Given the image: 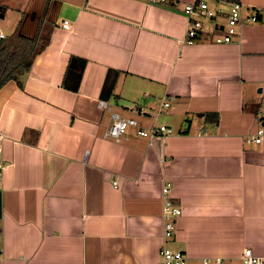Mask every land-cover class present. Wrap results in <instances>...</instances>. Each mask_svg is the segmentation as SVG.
Wrapping results in <instances>:
<instances>
[{
    "label": "crops",
    "instance_id": "1",
    "mask_svg": "<svg viewBox=\"0 0 264 264\" xmlns=\"http://www.w3.org/2000/svg\"><path fill=\"white\" fill-rule=\"evenodd\" d=\"M187 1H16L14 33L39 49L22 88L0 87V264H161L163 245L264 264V134L246 142L264 130V0H212L224 13L191 45ZM234 1L256 21L216 43ZM112 113L173 133L105 139ZM167 182L181 214L164 239Z\"/></svg>",
    "mask_w": 264,
    "mask_h": 264
},
{
    "label": "built area",
    "instance_id": "2",
    "mask_svg": "<svg viewBox=\"0 0 264 264\" xmlns=\"http://www.w3.org/2000/svg\"><path fill=\"white\" fill-rule=\"evenodd\" d=\"M152 3L165 0H149ZM182 13L186 19V29L184 37L181 40V44H193L198 40L202 28L203 22L206 20H216L220 17L224 10L216 7L211 8L204 0H192L183 3ZM256 16L251 14L244 16L242 13V6L239 2L229 3V7L226 12V17L224 23L222 24L223 34L215 36L213 38L216 43H227L230 42L232 37L238 35V30L244 22H255ZM217 28V25H215ZM62 27L65 29L69 28L68 21L62 22ZM5 35L0 33V38ZM99 107L104 108L105 104L102 101L98 103ZM169 101L165 98L161 103V108L168 107ZM111 123L108 129L103 133V138L118 140L120 136L125 133L127 128L135 127L136 133L148 139L153 140L155 137L168 136L173 133L172 129L165 125H152L148 128L140 127L134 118L121 117L116 113L111 114ZM262 124H264V118L262 119ZM264 134L263 128L257 129L254 135L246 139L247 143L259 144L261 142L262 136ZM116 185V182H113ZM170 183H165L161 188V196L163 199L162 205V217H163V238L167 239L172 237L175 228V219L181 214L180 207L173 204L170 197ZM160 262L161 264H185L186 256L182 251L173 250L165 245H163L159 250ZM242 264H263L260 257L252 255L249 249H245L241 255ZM201 264H221V259H210L203 258Z\"/></svg>",
    "mask_w": 264,
    "mask_h": 264
},
{
    "label": "trees",
    "instance_id": "3",
    "mask_svg": "<svg viewBox=\"0 0 264 264\" xmlns=\"http://www.w3.org/2000/svg\"><path fill=\"white\" fill-rule=\"evenodd\" d=\"M39 48H35L33 41L20 34L14 37L0 38V87L8 81H14L18 87L22 88V79L26 73L30 59L38 52ZM71 69L68 67L67 72ZM81 70L78 78L72 86H68L63 82V87L76 91L80 79ZM65 81V80H64ZM205 122L214 124L218 121L216 113H209L204 116Z\"/></svg>",
    "mask_w": 264,
    "mask_h": 264
},
{
    "label": "rangeland",
    "instance_id": "4",
    "mask_svg": "<svg viewBox=\"0 0 264 264\" xmlns=\"http://www.w3.org/2000/svg\"><path fill=\"white\" fill-rule=\"evenodd\" d=\"M16 1H18V0H6V4H7L6 10L7 11H6L4 17H2V18L0 17V33H3V35H5L6 37H14L17 34V32L14 33V29L16 28V26L18 24L17 20H19V18H20V14H19L18 10L21 7H18L16 5ZM208 2L210 4H208L207 2L206 3L208 4L209 7L216 8L212 5L213 4L212 0H209ZM205 22L210 23V21H207V20ZM10 35H12V36H10ZM39 37L42 40V39H44L45 34L41 33ZM0 74H1V69H0Z\"/></svg>",
    "mask_w": 264,
    "mask_h": 264
}]
</instances>
